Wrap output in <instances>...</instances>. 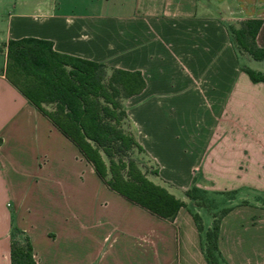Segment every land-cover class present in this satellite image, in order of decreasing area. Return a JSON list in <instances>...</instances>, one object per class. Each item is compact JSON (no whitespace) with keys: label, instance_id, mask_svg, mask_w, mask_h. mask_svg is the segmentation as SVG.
<instances>
[{"label":"crops","instance_id":"obj_1","mask_svg":"<svg viewBox=\"0 0 264 264\" xmlns=\"http://www.w3.org/2000/svg\"><path fill=\"white\" fill-rule=\"evenodd\" d=\"M11 1L0 0V44L44 40L107 72L139 74L143 89L122 105L158 179L170 194L225 196L223 263L264 264V83L242 70L249 59L226 29L258 20L264 49V0ZM4 64L1 52L0 264H10L13 231L34 264H206L187 202L166 221L110 191L5 80Z\"/></svg>","mask_w":264,"mask_h":264},{"label":"trees","instance_id":"obj_2","mask_svg":"<svg viewBox=\"0 0 264 264\" xmlns=\"http://www.w3.org/2000/svg\"><path fill=\"white\" fill-rule=\"evenodd\" d=\"M259 25L258 20H244L238 27L226 26L235 53L253 61L264 60V49L254 44ZM1 52L5 80L75 146L110 191L166 221H171L186 201L211 209L204 191L194 186L183 191L180 199L170 194L169 185L158 179L156 165L137 144L122 102L143 89L139 74L117 69L107 72L102 64L55 53L49 42L33 38L7 40L0 44ZM242 70L251 82L264 83L259 73ZM44 105H51L52 111L44 110ZM227 210L213 213L206 230L198 215H191L201 234L206 264H224L217 249V233ZM9 260L10 264H34L27 238L15 231L10 235Z\"/></svg>","mask_w":264,"mask_h":264},{"label":"rangeland","instance_id":"obj_3","mask_svg":"<svg viewBox=\"0 0 264 264\" xmlns=\"http://www.w3.org/2000/svg\"><path fill=\"white\" fill-rule=\"evenodd\" d=\"M14 1L15 0L11 1L12 6H13ZM56 2H58V0H56ZM243 64H244V66L252 69L253 71L260 72L262 75H264V60H262V61H253L250 59L248 61L243 60ZM42 108L48 112H51L53 109V107L51 105H44ZM172 190H174V191H172V195L175 198L180 199L181 198L180 191H178L177 189H172ZM205 200L207 203L212 204V207L210 209L211 211H208L202 207H196L195 209H193L192 203H189V201H186L188 203L187 210H189V212H191V213H196L198 215L203 230H205L207 223L209 222V220L211 218L209 212H213V211L219 210L223 207H227L228 202H229V201H227L225 196H216V195H212V194H206ZM234 200H236V199H234ZM231 202H233V201H231Z\"/></svg>","mask_w":264,"mask_h":264}]
</instances>
